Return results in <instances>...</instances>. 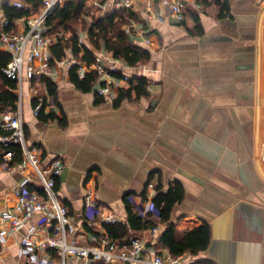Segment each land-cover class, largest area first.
Returning <instances> with one entry per match:
<instances>
[{
	"label": "crops",
	"instance_id": "1",
	"mask_svg": "<svg viewBox=\"0 0 264 264\" xmlns=\"http://www.w3.org/2000/svg\"><path fill=\"white\" fill-rule=\"evenodd\" d=\"M208 1L188 9L178 23L168 10L163 20L152 15L159 0H136L129 37L151 57L146 64L128 66L121 60L117 65L121 74L147 78L146 95L132 94L116 104L122 88L111 87L97 101L101 78L92 91L81 92L69 81L63 61L44 74L57 84V103L52 100L45 112L58 118L38 119L29 103L24 130L42 165L56 156L63 160L55 190L76 227L69 238L95 244L88 234L106 235L101 217L94 223L88 219L87 189L95 191L103 214L126 223L127 203L133 211L148 209L155 194L150 182L161 183L164 191L170 182H179L184 196L173 206L168 223L157 219L156 233L143 229L131 235L146 238L175 264L201 259L264 264V0H230V14L224 16ZM93 9L100 17L112 11ZM24 26L20 18L14 29ZM145 38L149 46L142 44ZM97 52L107 51L101 47ZM21 178V173L0 171V196ZM38 218L7 234L0 264H22L28 253H22L18 242ZM202 222L210 227L204 250L174 257L160 241L170 224L179 239Z\"/></svg>",
	"mask_w": 264,
	"mask_h": 264
},
{
	"label": "built area",
	"instance_id": "2",
	"mask_svg": "<svg viewBox=\"0 0 264 264\" xmlns=\"http://www.w3.org/2000/svg\"><path fill=\"white\" fill-rule=\"evenodd\" d=\"M66 0H42L39 10L24 16L25 26L21 31L14 28L6 29L8 21L0 18V48L10 53L11 59L2 69L3 73L16 80L17 95L15 106L0 110V171L5 173L18 172L22 174L20 181L5 187L1 191L4 205L0 206V245L4 244L6 236L21 228L39 215L34 226L27 228V232L20 238L18 246L22 253H28L22 260V264H91L95 260H101L104 264H175V260L169 255H162L154 246L147 243L143 237H131L128 242L120 244L107 235L96 236L88 234L90 241L79 243L74 234L75 225L72 223L69 210L57 196L55 190L56 177L64 168L63 160L56 156L47 165L41 164V154L38 148L31 147L27 143L23 122V75L24 71L28 83V97L31 104L32 115L37 117L39 111L51 106L52 98L43 93L45 87L40 81L42 75L47 74L50 67L49 46L55 39L46 25L47 17ZM86 4L88 8H98L104 11L112 10L138 11L136 0H77ZM4 3L17 9L24 8L23 0H2ZM202 7L201 0H159L157 11L152 14L159 20H163L164 10L178 23L183 22L188 9ZM88 15V11L86 13ZM86 15V16H87ZM126 33L130 35L129 27ZM130 39V37H129ZM149 46L150 40L145 38L142 43ZM104 56V58L102 57ZM107 59V61L105 60ZM35 60L40 63L35 66ZM107 63H106V62ZM121 60L106 57L103 52L96 55L95 62L87 66L79 62L73 56L63 61L67 68L77 65L79 74L89 69H96L104 86L97 89L100 96L109 93L110 88H122L127 85L130 76L122 74V78H116L112 72H120ZM10 145H16L19 149H7ZM20 155V160H14ZM150 193L155 191V184L148 185ZM84 207L90 222L101 217L103 222H117L111 213L103 214L95 198V191L87 189L84 196ZM148 209L136 208L141 216L150 214V218L158 219V209L152 200L148 201ZM91 225V224H90ZM152 234L156 233L157 227L149 229Z\"/></svg>",
	"mask_w": 264,
	"mask_h": 264
},
{
	"label": "trees",
	"instance_id": "3",
	"mask_svg": "<svg viewBox=\"0 0 264 264\" xmlns=\"http://www.w3.org/2000/svg\"><path fill=\"white\" fill-rule=\"evenodd\" d=\"M217 6L220 16L230 14V0H212ZM24 8L17 9L6 3L1 5L2 17L8 21L6 29L11 30L15 27V21L23 18L31 13L39 10L42 0H23ZM203 4H207L208 0H201ZM86 4L77 0H66L65 3L57 7L46 20V25L49 26L50 32H57V37L49 46L50 58L49 64L54 65L61 62L68 54L76 58L79 62L85 63L87 66L95 62L94 50H99L103 47L115 59L123 60L128 66H136L146 64L151 57L150 51L143 46H138L131 42L126 28L130 26L131 19L135 20L136 16L133 11L119 9L112 10L105 13L102 17L92 16L91 23L88 25L85 32L86 42H81L77 32L71 30L72 25L84 18L86 14ZM69 31L68 37H62L59 31ZM60 35V36H58ZM11 55L8 51L0 48V110L12 108L15 106L17 95L15 93L16 80L7 77L2 69L10 61ZM116 78H122L121 72H112ZM99 78V73L96 69L79 74L77 65H73L68 72V79L74 87L81 92L92 91L93 85ZM40 81L46 85V91L57 103V84L48 76L43 75ZM101 86L104 82L101 81ZM148 80L144 76L129 77L127 87L119 90L118 96L115 100L116 104L124 99H130L132 94L137 97L147 94ZM124 88V89H123ZM97 93V92H96ZM98 95V93H97ZM96 95V97H97ZM97 101H102L98 95ZM42 121L54 120L57 115L53 111L45 112V105L41 108L37 116ZM63 124V119L61 120ZM7 149H18L16 145H10ZM19 152V149H18ZM20 160V155L13 161ZM184 196V190L179 182H170L167 189L163 190V185L158 183L155 186V194L152 197L154 206L159 211V222L168 223L173 206L179 203ZM146 200V193L143 196ZM132 204L127 203V222H103V227L106 230L108 238L124 243L129 237H137L134 234L136 231L143 229H150L157 226L158 221L155 222L150 218V214L141 217L136 211H133ZM210 240V227L207 223L202 222L192 229L186 231L181 238L175 239L174 226L168 225L166 230L160 236L161 243L168 248L171 255L177 257L184 251L190 250L191 253H197L204 250ZM91 264H104L101 260H95ZM195 264H215L210 259H201Z\"/></svg>",
	"mask_w": 264,
	"mask_h": 264
},
{
	"label": "rangeland",
	"instance_id": "4",
	"mask_svg": "<svg viewBox=\"0 0 264 264\" xmlns=\"http://www.w3.org/2000/svg\"><path fill=\"white\" fill-rule=\"evenodd\" d=\"M88 15L87 16H83L84 18H81L80 20H77V22H75L72 27H71V30H74L75 32H77L78 36H79V39L81 42H86V36H85V32L87 30V27L88 25L91 23V18L92 16H96L95 14H97V12L93 9V8H88ZM130 29V27H129ZM58 30V29H56ZM59 34L63 37H68L69 36V31H64V30H61L59 29ZM53 36L57 37V32H52ZM58 35V36H60ZM101 49V48H100ZM99 50H94V54L95 56L97 55H101V52H97V51H100ZM67 56L62 60V61H65L67 58H69V56H72L70 54L69 51H67ZM103 54L108 57V58H113L111 56L110 53L108 52H103ZM102 57L104 58V56L102 55ZM107 61V59H105ZM39 61L38 60H35V66L37 67V65H39ZM66 66V64H65ZM69 70V69H68ZM26 71H24V75H23V84H22V89H23V97H22V104H23V113L25 112V115L28 113V107H29V97H28V83H27V78H26V74H25ZM77 239L78 241L80 240L79 236H77Z\"/></svg>",
	"mask_w": 264,
	"mask_h": 264
}]
</instances>
